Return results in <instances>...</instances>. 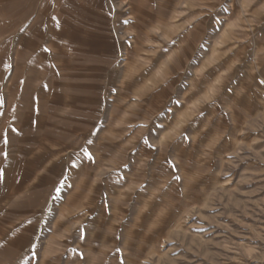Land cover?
Masks as SVG:
<instances>
[{"label": "rangeland", "instance_id": "1", "mask_svg": "<svg viewBox=\"0 0 264 264\" xmlns=\"http://www.w3.org/2000/svg\"><path fill=\"white\" fill-rule=\"evenodd\" d=\"M202 5L209 15L185 34ZM121 52L135 70L118 78ZM262 80L264 0H0V264H264ZM176 97L169 122L160 113ZM62 171L73 187L53 201ZM28 220L52 224L38 261Z\"/></svg>", "mask_w": 264, "mask_h": 264}, {"label": "snow or ice", "instance_id": "2", "mask_svg": "<svg viewBox=\"0 0 264 264\" xmlns=\"http://www.w3.org/2000/svg\"><path fill=\"white\" fill-rule=\"evenodd\" d=\"M50 2H53V0H50ZM207 8V5H202L201 6V12L197 13V12H193L192 16L196 17V21L192 24L189 25V27L185 30V34H187V32L192 31L195 27H197L200 23L204 22V18L205 16L209 15L208 12L204 11V9ZM223 11L227 12L229 11L228 8H223ZM218 15V14H217ZM211 22L212 25L214 26V31L215 32H220L223 30L225 21L222 19H217L216 16H212L211 18ZM127 23V21L125 22ZM215 26H219V27H215ZM26 29L22 28L21 31H25ZM183 37H177V39L170 41V44L172 45H178L179 40L182 39ZM210 39V37H209ZM126 44L128 46V48L132 47V44L130 41H126ZM219 46V44H218ZM45 52L50 53L51 50L48 48L44 49ZM165 52L169 51L168 48L164 49ZM198 52H201L202 55H207L210 51H211V44L208 42V40H202V42L199 43V47L197 49ZM202 58V57H201ZM191 63H194L195 61H190ZM125 65H128L127 67ZM198 66V65H197ZM115 69L117 72V77L119 78L122 74L128 73L129 75H131L134 70H135V65L130 64V62L128 61V59L124 56V54L121 52L119 55V58L115 61ZM158 75H162V73H158ZM189 76H191V72L188 73ZM212 74H209L208 77H205V80L209 79L210 76ZM127 79V76L125 77ZM187 78V77H186ZM217 83H219V81H217ZM261 84H264V80L260 81ZM165 86L166 85V81H165ZM46 87V86H45ZM183 90L184 92L188 91V87L185 84L183 86ZM113 93L117 92L118 89L113 87V89L111 90ZM216 93V88L215 86H213L212 88H210L208 90L207 95L205 96V99L211 104V105H215L216 104V100L213 99L212 97L215 96ZM170 107H166L164 110H162V112L160 113L161 116H165L166 114H168L166 116V119L170 122L171 120H175L176 116L178 113H180L183 108H182V103L181 100L179 99V97L173 98L170 100ZM5 107V98L0 95V109H4ZM175 109V111H174ZM13 115L15 114V110L14 109H10L9 110ZM201 115H203V113H201ZM226 115V114H225ZM5 117V112L4 111H0V119H3ZM106 127L105 124L101 123V127L100 128H95L94 130L90 133V136L92 137H98V133H101L102 130ZM139 127H146V125H139ZM153 129L156 130V135L153 136V139L158 140L160 142L161 148L166 147V142H167V137L161 136V133H167L168 129L164 126V123H153ZM11 131L16 132L17 134H19L18 130L15 128H11ZM152 130L150 129V132ZM0 139L3 140V143L5 145H7L8 143V139L7 136L3 133H0ZM143 139V143L145 145H147L149 148H151L153 151L156 150L155 146L151 143H149L148 138H142ZM181 139L183 141H187L189 139L188 134L187 133H183L181 135ZM86 143L89 145H93L94 141L89 138L86 140ZM83 153H84V157L92 164L95 165L96 164V158L95 155L90 152L87 149H83ZM0 155H2L5 159L8 158V154L6 152H2L0 151ZM69 160H71V158H69ZM165 163L168 164V167L173 171V172H177L178 169L176 167L175 164H173L170 160L165 161ZM80 166L77 165L74 162H71L68 164V168L72 169V170H76L78 169ZM125 167H127V165H125ZM68 179L66 172L62 171L61 173V177L57 180V182L52 186V190L49 192V198L53 201H61L63 202L64 200V192L66 189H71L73 187L72 184L70 183H66V180ZM173 181L176 182H181V176L180 175H173L171 178ZM4 180V169L0 168V183H2ZM142 190H143V186ZM165 188H167V185L165 186ZM178 195L183 196V190L180 189L178 190ZM105 200H107V196L105 195ZM45 208H47V201H45ZM50 214H53L54 210H49ZM28 225H33L35 224V232L32 234V236L30 237L29 243L26 246L27 247V252L29 254V258L30 261L31 260H35L38 261L39 259V252L42 250V243L43 240H47L48 236L50 235H54L53 231H52V224L51 222H49L45 228L43 230L40 229L39 227V222L38 221H33V220H28L27 221ZM77 231L79 233V239L83 240L84 239V232L82 229L77 228ZM36 232H44L46 233V235H44L43 237L36 235ZM4 247L3 244H0V248ZM119 250V249H118ZM73 252H75L78 257L83 260L84 259V254L82 252H77L76 249H72ZM121 264H123V261H121Z\"/></svg>", "mask_w": 264, "mask_h": 264}]
</instances>
